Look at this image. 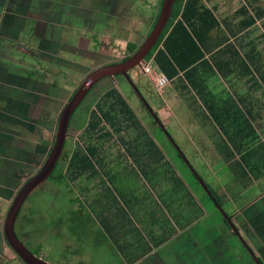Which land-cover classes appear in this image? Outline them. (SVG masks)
I'll list each match as a JSON object with an SVG mask.
<instances>
[{"label": "crops", "instance_id": "1", "mask_svg": "<svg viewBox=\"0 0 264 264\" xmlns=\"http://www.w3.org/2000/svg\"><path fill=\"white\" fill-rule=\"evenodd\" d=\"M36 1L0 0V181L2 174L7 177L13 172L12 163L44 150L48 156L52 148L38 140V144H31L33 133H41L40 125L27 121L33 117H26L24 112L30 98L44 97L56 84L51 80L46 86L37 68L39 60L32 53L20 52L19 36L23 34L29 35L36 46L53 37L55 20L34 13ZM201 1L219 23L209 32L211 38L202 58L193 66L167 75L169 82L162 88L156 86L153 75L142 71L144 61L151 58L161 68L156 52L163 48L184 9L185 0H180L178 6L176 0L157 43L141 66L129 71L142 98L134 92L132 103L118 83L108 87L90 110L82 130L86 144L79 142L83 146L96 144L91 156L94 169L88 167L75 178V173H68L67 162L66 184L80 180L74 201L78 203L81 224L79 234L76 229H68L73 233L71 237H80V242L84 237L91 239L95 254L92 262L96 264H264V12L258 14L264 10V0H252V6H246L250 0H235L236 7L224 12L215 0ZM76 6L73 0H65L58 10L68 15V24L78 16ZM248 15L255 18L249 25L244 23ZM157 17L147 26L145 36ZM218 39L222 41L213 45ZM130 43L136 45L134 51L143 42L129 40L128 47ZM109 78H102L95 86ZM112 88L125 98L133 120L120 113V122L114 128L102 118L89 136L86 129L91 114ZM113 99L104 101V111ZM136 100L145 109L144 115L134 105ZM80 106L69 126L81 113ZM116 110L115 114L122 106L119 104ZM71 190L72 201L76 192ZM203 220L209 232L206 243L197 241L199 235L194 228ZM217 222L225 226L223 232L217 233ZM216 234L217 241L212 237ZM4 259L0 256V263Z\"/></svg>", "mask_w": 264, "mask_h": 264}, {"label": "rangeland", "instance_id": "2", "mask_svg": "<svg viewBox=\"0 0 264 264\" xmlns=\"http://www.w3.org/2000/svg\"><path fill=\"white\" fill-rule=\"evenodd\" d=\"M64 1L37 0L36 6L32 8L34 13L38 12L40 17L55 20L53 29H51L53 37L49 39L55 41L49 42L48 39H44L40 46H36L31 44L29 35L19 36L20 52L34 54L37 61L39 60V66L35 67L40 69L41 77L45 82L47 81L46 86L51 80L56 82L51 86L53 90L47 91L44 97L30 98V104L25 105L26 110H24L26 117L32 116L34 119L27 118V121H34L33 124L36 122L40 125V136L34 132L31 144L39 141L46 144L48 148L52 147L55 142L58 119L63 105L68 101L72 90L75 91L74 89L82 82L83 75L97 65L124 57V51L130 50L127 46L129 40L139 41L141 44L147 37L145 36L147 26L152 24L154 16L157 17L159 14L158 10L162 2V0H73L74 6L77 5L75 11L78 16H74L68 24V15L60 14L58 11ZM178 1L177 6L181 4L180 0ZM240 1L242 3V0ZM215 2L221 5L223 12L236 7L235 0H215ZM37 20L42 24L40 19ZM69 26L71 30L68 29ZM25 65L30 66L28 62ZM116 84L124 90L132 103L135 101L134 90L122 77L113 79L110 77L104 80L103 84L96 86L93 91H89L84 102L82 100V105H79L81 113L75 116L69 126L67 145L64 147L56 168L47 180L32 191L17 218V222H20L18 237L22 241L29 242V245L35 248L40 256L53 264H96L92 262L95 254L91 251L93 248L91 239L84 237V240L80 242V237L78 238L77 235L81 224L78 203L74 200L78 196L80 180H73L72 184H66L68 175L66 165L74 145L79 142L86 144V135L82 133V130L86 125L90 110L95 107L102 93ZM61 92L64 95H61ZM46 94L52 95L54 99L52 97L46 99L48 98ZM60 96L61 99H59ZM134 105H137L141 114L146 113L141 102L138 103L136 100ZM171 128L172 125L169 129ZM46 158L45 150L38 155L24 157L12 163L13 172L8 173L7 177L6 173L2 174L0 181V251L2 253L0 256L5 259L0 264H27L6 244L3 224L18 190L42 167ZM70 190L77 193L72 196V201L69 199ZM217 220L220 221L218 218ZM199 225L197 228L194 227L195 233L199 235L196 237L197 241L206 243L209 234L207 227L205 228L207 221L203 220ZM224 227L223 224L222 226L219 224L217 233L223 232ZM68 228L71 231L76 229L77 237H71L73 233ZM212 237L216 240L217 234Z\"/></svg>", "mask_w": 264, "mask_h": 264}, {"label": "trees", "instance_id": "3", "mask_svg": "<svg viewBox=\"0 0 264 264\" xmlns=\"http://www.w3.org/2000/svg\"><path fill=\"white\" fill-rule=\"evenodd\" d=\"M252 6V0L248 1L246 6ZM248 9V8H247ZM243 10H246L244 6ZM262 15L264 10L258 11ZM248 13V12H247ZM248 20L244 21L249 25L255 21L253 15L247 16ZM219 26L217 18L213 15L210 8L206 7L201 0H185L182 17L179 19L170 30L163 42V48H159L156 52L155 59L161 66L166 75L172 76L177 73L178 69H185L193 66L196 61L200 60L203 52L207 50V42L210 41L211 35L209 32ZM216 40V39H215ZM214 40V41H215ZM222 40L218 39L213 42L217 45ZM135 44L129 45L130 49L135 48ZM148 56V55H147ZM113 97V102L109 103L108 110H103L104 101H110ZM122 106V110L115 114L116 109ZM125 115L127 119L133 120V112L129 108L125 98L122 97L117 88H112L103 96L102 102H99L98 107L91 114L90 125L86 132L90 136L91 131L97 129L102 118L106 119L114 128L119 124V114ZM124 113V114H123ZM120 127V125L118 126ZM96 149V144L92 143L83 146L78 143L71 154L69 161V174L73 177L80 176L81 172L86 168L94 169V163L91 161Z\"/></svg>", "mask_w": 264, "mask_h": 264}, {"label": "water", "instance_id": "4", "mask_svg": "<svg viewBox=\"0 0 264 264\" xmlns=\"http://www.w3.org/2000/svg\"><path fill=\"white\" fill-rule=\"evenodd\" d=\"M176 0H162L161 8L154 23L151 31L148 33L147 37L143 41V43L125 60L116 62V63H107L101 65L95 69H93L90 73H88L82 82L78 85L75 92L72 94L70 99L66 102L63 107L57 125V134L55 142L44 162L42 167L39 169L37 173L31 176L18 190L15 195L5 217L4 221V235L7 243L13 249V251L27 264H53L48 260L43 259L41 256L32 252L27 245L18 237L15 224L17 218L20 214L21 208L29 196V194L39 186L43 181L47 180L50 175L53 173L56 168L62 152L64 150L65 141L67 138V132L69 123L72 115L76 111L77 107L80 105L82 100L86 97L89 91L94 87V85L104 77L114 76L117 73H122L131 86L135 89L138 95L142 98L141 93L138 91L137 86L133 83L129 71L134 67L141 66V62L144 58L149 54L153 46L157 43V40L161 36L166 24L171 18V12L174 3ZM144 102H147L144 99ZM149 107V106H148ZM149 109V108H148ZM151 110V109H150ZM155 116V115H154ZM163 128V125L160 124ZM165 131V130H164ZM168 134V133H167ZM168 137L171 139V136L168 134ZM172 141V139H171ZM173 142V141H172ZM174 143V142H173ZM186 162L189 164L187 159L183 156ZM192 169V166L189 165ZM195 173V171H193ZM196 179L200 181L203 187L207 190V192L211 195V192L207 189L206 185L203 183L201 177L196 175ZM214 201L215 198L212 197ZM220 211L224 214L226 220L233 227V223L228 217V215L223 211V209L217 205ZM257 260V259H256ZM258 264H261L257 261Z\"/></svg>", "mask_w": 264, "mask_h": 264}, {"label": "built area", "instance_id": "5", "mask_svg": "<svg viewBox=\"0 0 264 264\" xmlns=\"http://www.w3.org/2000/svg\"><path fill=\"white\" fill-rule=\"evenodd\" d=\"M142 71L147 75H153L155 84L158 88H162L169 82L168 76L161 70V68L153 62V59L144 61Z\"/></svg>", "mask_w": 264, "mask_h": 264}, {"label": "flooded vegetation", "instance_id": "6", "mask_svg": "<svg viewBox=\"0 0 264 264\" xmlns=\"http://www.w3.org/2000/svg\"><path fill=\"white\" fill-rule=\"evenodd\" d=\"M128 45V44H127ZM127 50V49H126ZM136 50V49H135ZM134 50V51H135ZM132 53L134 52L133 50H130ZM125 52V56L124 57H122V58H120V59H118V60H113L111 63H116V62H120V61H123V60H125L126 58H128L132 53H130L129 51H124ZM108 77H118V78H120V77H122V78H124L126 81H128L126 78H125V76L122 74V73H117V74H115L114 76H108ZM129 83V82H128ZM96 85V84H95ZM96 86H94L93 88H92V90L95 88ZM132 87V86H131ZM77 89V88H76ZM75 89V90H76ZM132 89L134 90V92L136 93V91H135V89L132 87ZM92 90H90V92L92 91ZM75 91H73V93H74ZM72 93V94H73ZM89 94V93H88ZM81 105V104H80ZM20 215V214H19ZM18 224H20V222L18 223L17 221H16V224H15V230H16V233H17V235H18V233H19V230H18ZM24 243H25V245H27V247H29V249L32 251V252H34L35 254H37V255H39V253H38V251L35 249V248H33V247H31L30 245H29V242H25V241H23ZM40 256V255H39ZM19 257V256H18ZM42 257V256H41ZM43 259H45V260H48V259H46V258H44V257H42Z\"/></svg>", "mask_w": 264, "mask_h": 264}]
</instances>
